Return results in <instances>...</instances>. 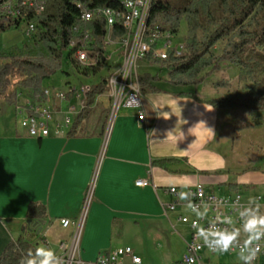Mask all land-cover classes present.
<instances>
[{
	"label": "crops",
	"instance_id": "0c3cea01",
	"mask_svg": "<svg viewBox=\"0 0 264 264\" xmlns=\"http://www.w3.org/2000/svg\"><path fill=\"white\" fill-rule=\"evenodd\" d=\"M161 78L167 80L168 75ZM157 87L165 93L143 95L144 121L139 120L138 109L125 106L109 116L114 99L108 93L98 96L92 115L76 136H68L65 126L54 135L55 123L63 125L70 115L76 118L85 98L75 96L66 106L53 95L49 103L55 122L47 138L31 137L17 121L12 122L14 115L23 118L35 99L18 86L8 88L0 97V258L21 236L61 255L62 245H70L77 231L76 226L63 228L61 221L79 220L93 183L80 237L83 264H96L100 254L120 248H132L144 264L143 253L149 255L137 249L139 244L158 254L160 264H179L191 234L189 225L179 219L199 215L186 206L176 212L167 210L174 201L168 192L172 187L188 191L202 185L219 197L239 193L246 207L254 200L264 214V203L256 200L264 194V164L245 169L235 162L241 131L248 128L242 122L248 113L215 109L207 102L229 95H196L203 87L196 93L166 83ZM180 92L195 97H180ZM165 159L172 160L168 170L153 165ZM139 180L149 185L138 186ZM32 203L47 209L39 235L27 225ZM244 239L246 234L241 232L239 240ZM200 256L201 264H243L236 254L205 250ZM124 264L134 263L126 258ZM258 264H264L263 259Z\"/></svg>",
	"mask_w": 264,
	"mask_h": 264
},
{
	"label": "trees",
	"instance_id": "16d2710c",
	"mask_svg": "<svg viewBox=\"0 0 264 264\" xmlns=\"http://www.w3.org/2000/svg\"><path fill=\"white\" fill-rule=\"evenodd\" d=\"M88 6L116 7L118 1L90 0ZM28 20L37 24V34L33 45L38 49L35 55H13L10 63L0 65V97L10 86V78L21 72L25 79L23 89L29 90L33 98L42 103L47 101L44 81L67 67L75 66L81 74L92 75L104 67L87 70L76 63L74 50H68L78 33L81 24L74 0H47L45 12L40 16L29 15ZM187 24L185 49L180 56L171 52L166 61H147L152 65H164L168 69V79L148 73L139 75L141 93H165L157 84L166 83L179 89H199L208 79L230 65L240 70V80L251 82L248 90L233 92L228 97L210 100L207 103L217 110L239 109L248 113L264 112V0H186L178 4L174 0H152L148 27L160 26L177 35L181 23ZM18 23L0 20V32L17 28ZM92 28L100 47L106 37L107 29L103 21L86 25ZM125 35L122 26L113 33V39ZM224 43L220 53L215 47ZM217 88L225 85L219 83ZM109 92L108 77L93 85L86 96L84 108L76 116L68 136H76L80 127L93 113L98 96ZM72 95V94H71ZM71 95L68 98H71ZM180 97L194 98L190 92H180ZM172 160H159L153 165L168 170ZM47 209L40 204H30L28 220L45 222ZM36 245L24 236L13 241L0 258V264H19L29 250Z\"/></svg>",
	"mask_w": 264,
	"mask_h": 264
},
{
	"label": "built area",
	"instance_id": "2783aa9c",
	"mask_svg": "<svg viewBox=\"0 0 264 264\" xmlns=\"http://www.w3.org/2000/svg\"><path fill=\"white\" fill-rule=\"evenodd\" d=\"M148 1L150 0H126V7L90 8L88 3L92 1L74 0L81 26L76 28L78 36L68 48V50H74L78 55V63L86 67V71L95 70V67H105L110 61L113 62L115 68L108 76V82L109 91L115 102L114 110L118 111L121 106L138 109L141 113L140 121H144L145 115L141 111L144 98L139 85V62L148 59L163 62L169 58L171 52L175 57H178L185 49L184 41L174 47L173 39L177 35L172 31H164L158 25L144 27V9H146ZM46 3L47 0H0V20L18 23L17 28L25 25L24 35L26 38L33 39L37 34V24L30 22L28 16L30 14L33 16L42 15L45 12ZM122 9H130V17L127 21H120ZM97 21H103L107 29L102 47L99 46L93 29L86 27V25ZM118 25H126L124 42H114L113 40V33L118 29ZM92 88L91 85H85L80 94H77L76 89L70 88L66 93H56L55 96L62 103L68 102V96L73 93L75 96L81 95L86 99ZM45 93L47 101L42 103L35 100V103L27 107L26 115L21 121L22 128L26 129L29 136L34 138L49 137L51 124L55 122L54 112L49 103L52 92L47 89ZM73 112L74 109L71 108L70 113ZM71 122L70 117H65L63 125L55 123L54 135H60L63 126L69 127ZM137 185L147 186L149 183L146 180H139ZM93 187L94 183L91 185L79 220L77 222L69 219L61 221L63 228L77 227L70 245H62L60 256L64 259L65 264H83L79 258L80 237ZM168 192L174 197V201L167 205L169 212H176L180 207L186 206L191 213L199 215L195 219H190L187 216H181L179 219L191 228L189 240L186 242L187 253L179 264H201L200 255L205 250L213 254L239 255V248H231L227 252L213 250L205 243V239L211 231L225 229L231 231L232 228H237V223L242 221L241 213L246 208L241 194L235 193L229 197H219L202 185H197L188 191L172 187ZM181 192L188 193L186 202L180 198ZM257 200L264 203L263 197H258ZM240 243L242 244L241 241ZM257 243L261 250L253 264H258L261 259L264 261V239ZM126 258H130L134 264H141V259L134 255L132 248H120L102 253L96 264H124Z\"/></svg>",
	"mask_w": 264,
	"mask_h": 264
},
{
	"label": "rangeland",
	"instance_id": "374dc122",
	"mask_svg": "<svg viewBox=\"0 0 264 264\" xmlns=\"http://www.w3.org/2000/svg\"><path fill=\"white\" fill-rule=\"evenodd\" d=\"M174 1L177 2L178 4H181L184 3L186 0H174ZM24 29H25V25H23L20 28H12L6 32H0V65L10 63V57L13 55H25V54L35 55L38 52V49L35 48V46L33 45L34 40L26 38V36L24 35ZM186 33H187V24L185 21H183L181 23L176 38L173 39L174 47H176L182 41H184V45H185ZM224 45H225L224 43L218 44L215 47V53H220L224 48ZM114 57L116 59V56ZM112 63L113 62L110 61L101 71H99L98 73H93L92 75L89 76L81 74L75 66L67 67V64L65 63L63 65V69L58 73H56L55 75H53L51 78L46 79L43 85L46 89L51 90L52 96L55 95L56 93H61V92L66 93L70 88L76 89L78 91L77 94L78 93L80 94L85 85L93 86L98 84L101 80L106 79L114 71L115 67L113 66ZM138 70H139V75L148 73L154 76L159 75L161 77L163 75L168 74V69L166 68V66L152 65L147 60H141L139 62ZM24 79L25 77L21 72H16L10 78V86L13 84L15 86H18L21 90H23V88L21 87V83L22 81H24ZM219 83H223L225 87L217 88L216 85ZM251 85H252L251 82L248 81L244 82L240 80V70L238 68H235L230 65H225L223 66L220 72L213 74L208 79L207 84L203 88H201L202 90L200 89L198 93H196L195 89H181V90L183 91L188 90L193 93H196V95L198 96L208 98L215 94L220 96H226V95H230L233 92L246 91L249 89ZM110 94L111 92L109 91L108 95ZM27 97L29 99L33 98L32 94L31 95L28 94ZM73 97H75L74 93L71 95V98H68V100H71ZM64 105H66V103ZM114 111H115L114 109L113 110L110 109L109 116L113 115L116 112ZM246 115H247L246 121L243 120L242 122L244 125L246 122L248 128L246 130L244 129L243 131L244 133H242L241 131V135H240L241 140L237 144L238 154L235 158V162L237 160L238 163L242 166V168L245 169L250 167L260 168L264 164V158H263L264 112L248 113ZM70 117L72 119V124L69 127H67L68 130L72 128V125L75 121V117L73 115H70ZM22 119L23 118L20 116L18 119H16L14 115L12 118V122L16 123L17 121V125L22 128L21 126ZM242 126L243 125L241 124V127ZM236 132H238V130ZM249 132L251 133V135H249ZM247 145L253 148L252 149L253 151L247 149ZM261 194H262L261 197L264 198V194L263 193ZM256 197L258 198V196ZM257 203L262 204V202H257ZM137 249L142 252L146 251V253L149 255L147 256L145 253H143L144 264H160L159 262H157L156 259L158 257V254L153 252H148L146 246L139 244L137 246Z\"/></svg>",
	"mask_w": 264,
	"mask_h": 264
},
{
	"label": "clouds",
	"instance_id": "9594fccd",
	"mask_svg": "<svg viewBox=\"0 0 264 264\" xmlns=\"http://www.w3.org/2000/svg\"><path fill=\"white\" fill-rule=\"evenodd\" d=\"M187 196L188 193H180L181 199H187ZM253 204L255 201H250L241 213L242 228H232L231 231L227 229L211 231L205 239V243L218 252H227L231 248H239V256L243 264H253L261 250L257 242L264 239V214L259 211V204H255L254 207ZM241 232L246 234V239L242 244L239 240ZM19 264H65V262L54 249L39 246L35 250H29L26 256L21 258Z\"/></svg>",
	"mask_w": 264,
	"mask_h": 264
},
{
	"label": "bare ground",
	"instance_id": "6f19581e",
	"mask_svg": "<svg viewBox=\"0 0 264 264\" xmlns=\"http://www.w3.org/2000/svg\"><path fill=\"white\" fill-rule=\"evenodd\" d=\"M110 1H118L120 4L116 7H126V0H110ZM152 0L148 1L146 5V9H144V27H148V19H149V11L151 6ZM128 17H130V9H122V12H120V21H127ZM119 26V25H118ZM125 30L126 35V25H120ZM114 42H124V36L119 37L117 39H113ZM73 58L76 61L78 65L83 67L81 64L78 63V55L73 53ZM86 69V67H84Z\"/></svg>",
	"mask_w": 264,
	"mask_h": 264
},
{
	"label": "water",
	"instance_id": "95a60500",
	"mask_svg": "<svg viewBox=\"0 0 264 264\" xmlns=\"http://www.w3.org/2000/svg\"><path fill=\"white\" fill-rule=\"evenodd\" d=\"M27 225L29 226L30 231H35L39 235L42 232L44 222H33L32 220H28Z\"/></svg>",
	"mask_w": 264,
	"mask_h": 264
}]
</instances>
